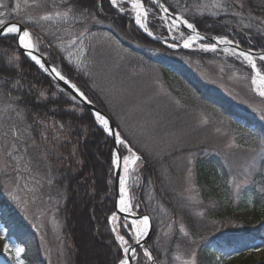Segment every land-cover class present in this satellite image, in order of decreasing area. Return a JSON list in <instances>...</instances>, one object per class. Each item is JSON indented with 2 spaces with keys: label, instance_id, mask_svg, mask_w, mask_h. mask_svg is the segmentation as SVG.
Masks as SVG:
<instances>
[{
  "label": "trees",
  "instance_id": "obj_1",
  "mask_svg": "<svg viewBox=\"0 0 264 264\" xmlns=\"http://www.w3.org/2000/svg\"><path fill=\"white\" fill-rule=\"evenodd\" d=\"M161 1L166 6L177 7L179 3L188 7L186 17L196 24L201 33L228 35L245 48H264V39L257 35L264 32V0H243L245 18L242 23L239 18L224 13L211 17V11L215 10L211 7L204 8L202 18L198 14L193 15V5L210 6L214 0ZM3 2L10 10L18 0ZM29 2L32 3V0ZM55 3L59 7H49L47 10H65L63 0H55ZM145 3L151 6L152 1L145 0ZM81 7L94 13L99 22H93L89 17L67 23L54 21L45 22L42 26H28L42 40L39 51L113 120L121 136L142 157L134 173L137 182L131 187L133 210L151 217L152 232L147 245L157 264H172L171 255L176 244L186 246L182 249L184 252L194 249L197 254L203 253L206 261V257L217 253L220 248L241 253L256 241H264V145L258 143L264 137V121L259 119L258 109L249 105L245 110H239L228 102V97L222 95L220 90L209 86L198 63L215 59L223 60L225 65L227 61L229 65L239 66V73L248 76L252 74L250 68L234 59H221L219 50L210 53L165 46L161 42L167 36L165 27L151 14L149 27L153 36L159 37L157 40L145 35L128 13H119L109 0H82ZM44 11L31 7L27 10L34 19L35 15ZM155 11L160 14L158 9ZM249 11L253 18L260 19L250 21L247 18ZM23 15L21 11L18 15H6L4 18L21 21ZM225 20L229 21L227 25L222 23ZM249 23L253 25L252 28L247 27ZM69 25L71 35L63 31ZM50 28L54 30L45 31ZM85 28L88 30L85 34H97L99 37L89 39L85 48L86 51L95 49L96 62L101 66V71L130 82L136 80L138 84H143L140 87L142 93L139 89L137 97L126 100L127 94L122 86L116 87L121 96L111 90L109 85L113 80L108 75H105L102 83H97L96 79L86 74L88 65L82 63L80 70H77L75 63H70L62 52L63 55L60 54L61 39L58 38L63 35L79 36ZM244 33L252 37L250 43ZM104 36L114 43L110 49L103 46L106 44L102 39ZM114 46L124 49L120 56L114 53ZM10 56L20 57L18 75L23 81V91L27 92L24 95L27 112L44 122L34 133L38 148L32 151L34 154L46 151L50 156L46 165H50L53 180L47 190L59 201L57 216L60 220L64 264H82L85 237L91 239L95 264H117L122 253L108 221L114 212L112 140L82 104L73 102L70 95L59 90L60 86L51 76L41 71L20 50H15L12 38L0 40V61L6 63ZM189 59L198 66L193 67ZM93 84L95 87H92ZM161 86L160 90L163 91L159 92ZM40 91L45 92L46 99L39 97ZM257 98L264 103V99ZM9 102L0 100V109ZM203 112L209 118L223 117V135L234 136L238 150L234 149L233 153L243 158V169L237 164L228 166L224 153L208 150L211 126L215 127L216 123L211 119L207 123V132L206 125L200 120ZM9 120L17 122L14 113L0 114V128L6 129ZM146 120L148 124H145ZM47 122L59 127L63 124L52 141L39 135ZM27 123H31V118L27 119ZM141 123L145 125H139ZM19 126L24 128L23 123ZM119 150L122 156L127 153L120 145ZM186 170L188 173L191 170L190 192L186 191L184 182ZM78 199L80 203H77ZM5 201L0 184V209L4 217L8 216L4 222L9 235L17 237L30 248L29 264H43L37 241L29 235L25 222L16 211L8 206L9 201ZM137 204L139 207H135ZM236 212H250V215L235 217L233 214ZM83 221L88 225L87 233H84L85 229L82 232ZM181 223L185 224L188 237L179 233ZM161 228L169 233L166 240L156 235H159ZM127 230L121 228L119 234L129 240ZM137 253L134 264H149L140 250Z\"/></svg>",
  "mask_w": 264,
  "mask_h": 264
},
{
  "label": "snow or ice",
  "instance_id": "obj_2",
  "mask_svg": "<svg viewBox=\"0 0 264 264\" xmlns=\"http://www.w3.org/2000/svg\"><path fill=\"white\" fill-rule=\"evenodd\" d=\"M65 6L64 11H48L49 7L57 8L59 5L55 3V0H32L31 5L25 0V9L31 7L33 9L42 8L45 9L43 14L38 15L35 19L28 14L25 10L24 15L21 17V21L11 22L6 19H0V40L12 38L15 41V50H23L26 58H29L35 65H38L41 70L45 73L53 75L58 81H63L65 85L70 86L71 90L77 95H72L71 100L75 102L78 98L82 101H86L91 104L92 101L88 98L84 91H82L76 83H73L66 75L62 73V70L58 67L49 65L46 60L43 59L42 54L39 52V47L42 44V40L35 35L33 31H30L28 25L32 26H42L45 22L62 21L67 23L72 20H87L89 17L92 18L93 22H99L96 20L95 14L90 10L81 7L82 0H63ZM123 3L130 5L129 8H125ZM110 4L113 7L118 8L121 13H128L133 16L134 22L143 32L147 33L148 36H153L154 33L149 27V16L152 15L153 19H158L162 22L163 26L167 28L169 32L178 33L179 38L183 41V48L189 49L197 47L205 52H216L220 46L222 51L231 56L241 59L253 73L251 75L250 83L252 85V90L260 97H264V48L253 50V47L244 49L240 46V42L235 38L230 39L228 35H216L208 36L201 34L195 23L190 22V19L186 17V13H189V8L180 6L179 3L177 7L172 5L166 6L161 0H152L151 6L145 3V0H110ZM195 9L193 15H199L203 17V12L205 7H211L215 9L211 11V17H218L221 13L226 16H231L233 18H239V22H243L245 18V5L243 0H214L210 6L193 5ZM0 8H5V11H0V17L15 16L21 13V4L17 2L14 7L10 10L7 9L3 0H0ZM179 8V10H177ZM159 9L163 15H159L155 10ZM247 18L251 21L252 19H260L259 17L253 18L251 12H248ZM227 25L229 21L225 20L222 22ZM248 28H252L253 25L249 23ZM59 30V29H58ZM63 31L69 35L70 25L63 29ZM88 31L85 28L84 31L80 32L79 36L71 39L69 43L73 46L79 41L80 47L78 54H82L85 49L83 48V40L81 37L85 35ZM230 32L231 29H228ZM189 34L185 38V33ZM243 32V29H241ZM51 34V33H50ZM249 43L252 37L247 36ZM258 37L264 39V32H258ZM61 39V46H63V40ZM159 39V37H157ZM175 39V37H174ZM212 41V42H205ZM167 43V41H165ZM181 45L179 43L168 44L170 48H177ZM71 53H69V62L71 63ZM19 56H10L7 62L0 61V100L10 101L6 103L2 109H0V114L8 115L14 113L17 122L13 123L11 120L7 122L6 131L3 133V145L0 147V151L4 155V169H11L13 173L12 182L17 183V178L23 180H31L35 185L40 184L38 174L41 167H46V161L49 160V153L46 151H40L36 154L33 153V149L38 148L37 138L34 133L37 129L43 125V121L39 119L38 116L33 117L31 113L27 112L28 104L24 99V95L27 92L23 91V81L19 77ZM259 62V63H258ZM83 61H77L76 69L80 70ZM17 73L14 75L13 73ZM95 87V84L92 85ZM61 92L64 91L63 88L59 89ZM21 93L20 95H14V93ZM39 97L46 99L44 91L39 92ZM259 119L264 121V109H259ZM95 120L103 127V130L108 133L109 136L114 137V142L121 146V148L127 152V155H121L120 150L117 149L111 153V164L117 168L122 167L124 175L120 177V198H119V212L120 213H130L133 205L129 202L128 198V187L127 179L129 176L130 169H134V166L139 162H142V157L134 150L133 146L129 141L123 138L118 131H114L110 126V121L106 116L100 112L94 114ZM31 118V123H27V119ZM21 123L24 124V128L21 129L19 126ZM201 123L207 124L208 120L202 115ZM63 128V124L60 125ZM219 131V129H217ZM40 137L44 138V132H39ZM259 144L264 145V137H261ZM264 166V165H262ZM36 173V174H34ZM191 174V170H189ZM51 183V180L48 181ZM19 187V185H17ZM27 183L23 187H27ZM239 187V185H237ZM12 199L17 201L18 205L20 203V198L18 196L12 195ZM139 207V204L135 205ZM114 225L118 221L119 217L117 213L113 212L111 217L108 218ZM125 219H127L125 217ZM122 227L128 228L133 233L132 239L136 247H133L125 239L124 235H120L117 231V227L114 226L112 231L116 233L115 239L119 242V247L122 251V258L119 259L118 264H131L132 261L137 259L136 248H142L143 255L147 258L151 264H157L156 258L153 256L152 251L144 247L141 241H146L151 230V221L148 215L139 216L131 221V226L127 223L120 225ZM243 225H240L242 227ZM171 228V225H169ZM179 233L183 237H188L189 232L185 224L181 223L179 225ZM165 237H169V233L165 232L163 234ZM159 240V237L157 238ZM255 247V246H253ZM258 250V249H257ZM3 251L13 256L14 264H25L24 259L21 258V254L25 252V248L19 245L10 246L9 243H5L3 246ZM14 253V255H13ZM178 264H198L197 252L192 250L188 253H178L174 257Z\"/></svg>",
  "mask_w": 264,
  "mask_h": 264
},
{
  "label": "rangeland",
  "instance_id": "obj_3",
  "mask_svg": "<svg viewBox=\"0 0 264 264\" xmlns=\"http://www.w3.org/2000/svg\"><path fill=\"white\" fill-rule=\"evenodd\" d=\"M18 2L21 4L22 12H25V10L26 11L29 10V8L25 9V0H18ZM27 3L31 5V2H29V0H27ZM123 6L125 8L130 9V5L127 3H123ZM0 11H5V8H0ZM37 16L38 15H35V18ZM0 19H6V18L0 17ZM53 28L45 29V31L47 32L53 31L54 30ZM165 32L167 36L165 38H162L161 40L165 46L168 47V44L174 42L179 43L182 46L183 41L179 38L178 33L169 32L166 27H165ZM187 35L188 34L185 33V38ZM68 37L66 35L60 37L63 40V46L61 45L59 46L60 54L61 55L64 54L66 58L69 60V53H71L72 54L71 62L75 64L77 63L78 60L83 61L84 66L88 65L89 71H87L86 74L89 75L91 78L96 79L97 83L98 82L102 83L103 78L106 77L105 75H108L109 72H106V74H104L103 71H101V66L96 62L97 57L95 55L97 53H95V49L91 51H86L85 48L86 42H88L89 39H94V38L98 39L99 38L98 35L85 34L83 37H81V39L83 40V48L85 49V51L82 54H78V50L80 47L79 41L75 46L69 43V41L75 38L76 36L74 37L68 36ZM102 39L106 43L103 44L104 47L110 49V47L114 45L113 41L107 36L102 37ZM165 41H167V43ZM114 47H116L114 53L116 54V56H120V54L123 52L124 49L121 50V47L118 46H114ZM171 49H175V48H171ZM189 49L200 50L197 47H193ZM218 50L221 51L218 52V56L221 59L226 57L227 59H232V60L234 59L240 63H243L241 59L224 53L222 49H218ZM96 52H98V50ZM210 53H215V52H210ZM189 62L193 67H196L198 65L201 67L202 73L205 75V80L207 81V84L211 87L220 90V92H222V95L224 94L225 96H227L228 98L226 99L233 107L239 110H245L249 105H251L254 107V109H258V110L264 109V103H262V101L257 98L260 96L258 95V93L252 90V85L250 83L251 76H248V74L246 73H242V74L239 73L241 72V68L239 66L229 65V62L227 61H225L227 64L224 65L223 60L219 61L215 59H207L202 64H200L199 62L198 65L197 64L194 65L191 59H189ZM107 77L113 80L112 84L109 85V87L115 94H119L121 96V93L118 91V89H116V87L118 86L123 87V91L127 94L126 100H129V98H133L134 96L137 97L140 87H143V84H138L136 80L130 82L129 80H124L123 77H116L115 75L112 74L108 75ZM162 87L163 86L159 88V92L163 91L160 90ZM140 91L142 93V89H140ZM249 92H250V97L248 96ZM104 98L108 100L110 99L108 96H104ZM260 98L264 99V97H260ZM202 115L205 116L207 120L210 119L208 120V123L211 121V119L216 123L215 127L211 126L213 128H212V135L210 136L208 150H217L222 154L224 153L225 158L227 159L225 161L228 166L232 164H237L239 167L243 169V166L245 164L243 158L239 156H235L233 153L234 149L238 150V145L234 140V136L223 135V117L219 116L217 119H215L214 117L209 118L205 112H203ZM143 124L144 123H141L139 125L142 126ZM145 124H148V122ZM205 125H206L205 129L208 132L209 129L207 127V124ZM217 129H219V131H217ZM59 130H60L59 126L51 122H47V124H45L43 127L44 138L48 137V139L52 141L54 138H56V135L58 134ZM5 131L6 129L0 128V147H2L4 143L3 133ZM205 150L207 149L205 148ZM235 158H238V160H236ZM137 166L138 164L134 166V169H130L129 176L127 179L128 198H129V202L133 206H134L133 204L134 197L131 192V187L137 182L136 175L134 174L136 172ZM233 169L235 170L236 168L233 167ZM123 175L124 172L122 171V176ZM184 175L187 176L186 180H184L186 184V191L190 192V190L192 189V181H190L192 179L191 174H189L188 171L186 170ZM12 177H13V173L11 169L10 168L4 169V155L3 152L0 151V184L2 185V196L4 200H6L5 202L7 203L9 201L7 203L8 206L12 208L14 212L16 211L18 217L21 218L23 222H25L26 228L29 231L28 232L29 235L33 236L37 241L40 250L41 263L43 262V264H64L63 251H62V237L60 232V220L57 216V206L59 201L53 195L50 194L49 190H47V187L49 188L50 186V183L48 181L53 180L52 174L50 175V165H46V167H43V171L39 172L38 174V178L40 180L39 185H35L30 179L23 180L19 178H17V183H13ZM25 183H27L28 185L26 188L23 187ZM17 185H19V187ZM9 192H11L12 195L18 196L20 198L19 205L17 201L12 199V196L9 195ZM80 202L81 200L78 199L77 203ZM78 208L79 209L81 208L80 204L78 205ZM80 212L81 211H79V215ZM3 214L4 213L0 209V264H14L13 256H10L8 253H5L3 251V246L6 242L9 243L10 246L19 245L24 247L25 252L21 254V258L24 259L25 264H29V260L27 258L30 248L24 243H22L17 237L9 235L10 232L8 231L5 225L6 222H4L5 220L8 219V216L4 217ZM248 215H250V212H244V213L236 212L233 214V216L235 217H245ZM125 223H127V221L120 219L119 221L116 222L115 225L111 222V225L112 227L116 226L117 231L119 232L121 228H125L120 225H123ZM82 224H83L82 232H84L85 229L84 233H87L88 225L85 224L84 221ZM128 225L131 226V223H129ZM18 231L20 232V229H18ZM165 231H167L165 228H161L159 235L158 234L156 235L160 236L161 240L163 238L164 240H166V237L163 235ZM128 234H129V240L132 243L133 233L130 229L128 231ZM85 240H86L85 243L84 244L82 243L83 253L81 256L83 257V262L81 261V263L95 264V259H94L95 250L92 248L91 239L85 237ZM117 243L119 242L117 241ZM185 247L186 246H179L178 244H176L175 250L171 255L173 257L172 264H178V262L175 261L174 259L175 255H177L178 253H187L182 250ZM177 249H179L178 252H176ZM202 256L203 253L202 255L201 253L197 254L198 264H252L253 262H255V264H264V241H260V240L256 241L254 244L248 247L246 251L241 253H237L236 251H231V250L225 251L223 250V248H220L217 253L211 254V256L209 255L208 257H206V261L203 259ZM166 261L167 260H165L164 262Z\"/></svg>",
  "mask_w": 264,
  "mask_h": 264
},
{
  "label": "water",
  "instance_id": "obj_4",
  "mask_svg": "<svg viewBox=\"0 0 264 264\" xmlns=\"http://www.w3.org/2000/svg\"><path fill=\"white\" fill-rule=\"evenodd\" d=\"M11 22H17V21H13V20H10ZM145 33V32H144ZM188 33V32H187ZM147 34V33H146ZM202 34V33H201ZM205 35V34H204ZM208 36H211V35H208ZM207 42H212V41H207ZM223 46H220L219 48L222 49ZM242 47V46H241ZM244 49H248V48H245V47H242ZM22 53H24V51L21 49L20 50ZM255 51V50H254ZM43 56V55H42ZM43 59L47 61V63L49 65H52L44 56H43ZM53 66V65H52ZM48 74V73H47ZM50 75V74H49ZM54 81H56L62 88H64L67 92H69L72 95H77L74 90H71L70 89V86L68 85H65L63 81H58L53 75H50ZM77 101L84 105L89 111L92 112V114L94 115L97 111L100 112L101 114H103L104 116H106V118L109 119L110 121V126L113 128L114 131H118L116 126L113 124V122L111 121V119L109 118V116H107V114H105L103 111H101L99 108H97L93 103L89 104L87 103L86 101H82L80 100L79 98L77 99ZM112 142H113V151H116L117 149H119V145L116 144L114 142V137L110 136ZM121 169L122 167H115L114 166V172H113V179H114V182H113V191H114V208H115V213H117L118 216L122 217V218H127V220H133L139 216H142V215H147V214H142V215H139V214H136V213H133V212H130V213H120L119 212V198H120V185H119V180H120V177H121ZM149 216V215H148ZM150 221H151V218H150ZM151 230H152V222H151ZM151 230H150V233H149V236L151 234ZM149 236L146 238V241H141L142 245L144 247H147V241H148V238ZM133 247H136V245L133 243L131 244ZM137 248H140V247H137ZM136 248V249H137ZM148 248V247H147ZM142 249V248H140ZM133 262V261H132ZM131 262V264H132Z\"/></svg>",
  "mask_w": 264,
  "mask_h": 264
},
{
  "label": "bare ground",
  "instance_id": "obj_5",
  "mask_svg": "<svg viewBox=\"0 0 264 264\" xmlns=\"http://www.w3.org/2000/svg\"><path fill=\"white\" fill-rule=\"evenodd\" d=\"M56 82V81H55ZM57 83V82H56ZM58 84V83H57ZM59 85V84H58ZM60 86V85H59ZM60 88H62L61 86H60ZM64 89V88H63ZM64 91L68 94V95H70L71 96V94L69 93V92H67L65 89H64ZM77 101V100H76ZM78 102V101H77ZM84 106V105H83ZM96 106V105H95ZM85 107V106H84ZM97 107V106H96ZM86 108V107H85ZM98 108V107H97ZM87 109V108H86ZM100 109V108H99ZM88 110V109H87ZM101 110V109H100ZM89 111V110H88ZM101 111H103V110H101ZM104 112V111H103ZM89 113L91 114V115H93L92 114V112L91 111H89ZM105 113V112H104ZM106 114V113H105ZM108 116V115H107ZM93 117H94V119H95V116L93 115ZM110 118V117H109ZM111 119V118H110ZM111 121L113 122V120L111 119ZM95 122H96V124L98 125V126H100V124L95 120ZM113 124H114V122H113ZM115 125V124H114ZM118 130V129H117Z\"/></svg>",
  "mask_w": 264,
  "mask_h": 264
}]
</instances>
